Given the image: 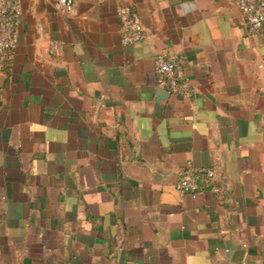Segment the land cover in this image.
<instances>
[{
	"label": "crops",
	"instance_id": "obj_1",
	"mask_svg": "<svg viewBox=\"0 0 264 264\" xmlns=\"http://www.w3.org/2000/svg\"><path fill=\"white\" fill-rule=\"evenodd\" d=\"M72 2L20 0L0 59V264H264V33L230 0ZM187 163L212 186L177 191Z\"/></svg>",
	"mask_w": 264,
	"mask_h": 264
},
{
	"label": "built area",
	"instance_id": "obj_2",
	"mask_svg": "<svg viewBox=\"0 0 264 264\" xmlns=\"http://www.w3.org/2000/svg\"><path fill=\"white\" fill-rule=\"evenodd\" d=\"M62 12L73 10L72 0H52ZM242 12L249 34L264 33V0H230ZM22 9L20 0H0V59H9L17 45ZM122 44H132L145 39L146 30L136 10L121 3L116 9ZM61 42H51L50 51H56ZM158 85L172 94L190 95L193 91L187 79L181 77L176 62L164 52L153 57ZM217 174L209 167H193L187 163L180 171L174 187L180 193L207 189L216 180Z\"/></svg>",
	"mask_w": 264,
	"mask_h": 264
}]
</instances>
